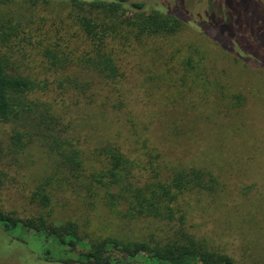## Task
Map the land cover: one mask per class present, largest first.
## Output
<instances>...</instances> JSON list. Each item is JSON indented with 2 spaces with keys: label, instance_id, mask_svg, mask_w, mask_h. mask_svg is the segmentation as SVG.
I'll return each instance as SVG.
<instances>
[{
  "label": "rangeland",
  "instance_id": "rangeland-1",
  "mask_svg": "<svg viewBox=\"0 0 264 264\" xmlns=\"http://www.w3.org/2000/svg\"><path fill=\"white\" fill-rule=\"evenodd\" d=\"M133 2L187 20L171 37L136 38L123 31L112 39L109 52L122 73L117 85L100 81L85 63L92 42L80 28L69 27L62 0L34 7L31 27L17 16L6 18L8 12L30 9L25 0L0 4V53L12 70L40 84L20 96L18 106H33L35 113L55 108L60 129L83 162L67 176H54L58 164L50 151L36 141L14 149L12 126L0 122L3 212L21 220L44 216L54 226L75 223L79 236L90 242L149 243L172 235L168 221L125 219L105 205L92 174L97 150L106 143H127L141 159L143 140L150 150L163 144L174 164L207 161L232 178L231 188L256 184L253 192L264 190V67L222 48L264 62V0H128ZM38 45L68 57L70 65L53 67L42 56L43 47L34 49ZM53 176L47 187L53 188L51 204L44 207L37 193ZM239 198L190 202L191 231L231 264H264V202ZM49 244L34 232L7 231L0 224V264H61L45 261ZM130 264L148 263L140 256Z\"/></svg>",
  "mask_w": 264,
  "mask_h": 264
},
{
  "label": "trees",
  "instance_id": "trees-1",
  "mask_svg": "<svg viewBox=\"0 0 264 264\" xmlns=\"http://www.w3.org/2000/svg\"><path fill=\"white\" fill-rule=\"evenodd\" d=\"M13 1L0 0V4L8 5ZM25 2L26 5L30 4V9L8 12L6 18L15 19L17 16L18 20L26 21V25L31 27L33 8L41 3L49 4L51 0ZM62 2L69 9V27L80 28L81 33L92 42V57L85 63L99 76L100 81L115 85L119 84L122 73L109 52L112 39H116L123 31L136 38L171 37L185 26L187 20L186 16L174 11L164 13L154 7H147L145 3H128V0ZM66 30L69 32L68 28ZM41 47L42 56L50 60L53 67L66 69L70 65L68 57L58 58L49 48L38 45L34 49ZM222 48L236 54L244 62L250 61L253 65L264 67L262 61L255 62L253 58L251 61V58L228 47ZM190 61L189 65H192ZM38 87L40 84L29 76L12 70L8 57L0 53V122L12 126L11 142L14 149L20 150L35 141L42 143L58 164L54 176L62 178L70 174L67 171L82 167L81 153L71 149L70 141L60 129L61 116L51 105L40 113H35L33 106H18L17 99L20 96L32 93ZM86 90H81L84 96ZM32 113L37 117L30 115ZM160 145L150 150L148 140H143L138 150L139 153L143 151L141 155L144 159H141L135 157L137 153L132 152L134 148L127 143H106L97 150L99 163L93 169L92 176L97 191L113 213L130 220L153 218L171 223L172 235L164 240L126 243L108 238L90 242L79 236L75 223L54 226L48 224L44 216L21 220L1 209L0 224L7 231L21 234L34 232L44 239V243H52L45 252V261L61 264H130L140 256L148 264H231L230 257L211 251L208 244L191 231L193 214L190 202H235L240 199L239 196L244 202H264V190L253 192L256 184L241 189L231 188L229 183L232 178L221 170H213L207 161L203 162L206 165L174 164L169 160L165 146ZM3 149L0 141V164ZM2 176L0 172V178ZM54 176L48 178L45 188H40L37 193L44 207L51 204L53 188L47 190V187H52ZM115 252L120 253L122 258H118Z\"/></svg>",
  "mask_w": 264,
  "mask_h": 264
}]
</instances>
